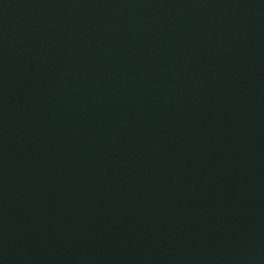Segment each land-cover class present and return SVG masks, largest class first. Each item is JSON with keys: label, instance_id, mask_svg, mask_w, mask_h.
I'll list each match as a JSON object with an SVG mask.
<instances>
[{"label": "water", "instance_id": "95a60500", "mask_svg": "<svg viewBox=\"0 0 264 264\" xmlns=\"http://www.w3.org/2000/svg\"><path fill=\"white\" fill-rule=\"evenodd\" d=\"M0 264H264V0H0Z\"/></svg>", "mask_w": 264, "mask_h": 264}]
</instances>
